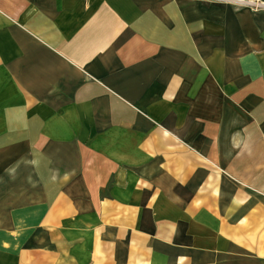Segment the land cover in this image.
I'll return each instance as SVG.
<instances>
[{"label": "crops", "instance_id": "crops-1", "mask_svg": "<svg viewBox=\"0 0 264 264\" xmlns=\"http://www.w3.org/2000/svg\"><path fill=\"white\" fill-rule=\"evenodd\" d=\"M0 264H264V0H0Z\"/></svg>", "mask_w": 264, "mask_h": 264}, {"label": "rangeland", "instance_id": "rangeland-1", "mask_svg": "<svg viewBox=\"0 0 264 264\" xmlns=\"http://www.w3.org/2000/svg\"><path fill=\"white\" fill-rule=\"evenodd\" d=\"M256 10H257V9H256ZM13 178H14V177H13ZM13 178H12V179H13ZM10 181H11V177H10ZM12 183H14V182H10V185H11Z\"/></svg>", "mask_w": 264, "mask_h": 264}]
</instances>
